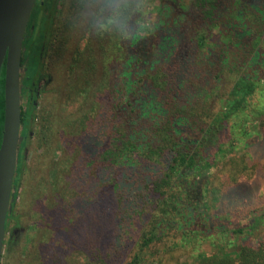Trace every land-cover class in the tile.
I'll return each mask as SVG.
<instances>
[{"label":"trees","instance_id":"obj_1","mask_svg":"<svg viewBox=\"0 0 264 264\" xmlns=\"http://www.w3.org/2000/svg\"><path fill=\"white\" fill-rule=\"evenodd\" d=\"M62 2L25 42L0 264H264V0Z\"/></svg>","mask_w":264,"mask_h":264},{"label":"water","instance_id":"obj_2","mask_svg":"<svg viewBox=\"0 0 264 264\" xmlns=\"http://www.w3.org/2000/svg\"><path fill=\"white\" fill-rule=\"evenodd\" d=\"M35 2L0 0V76L4 67V111L0 142V262L21 140L22 47Z\"/></svg>","mask_w":264,"mask_h":264},{"label":"rangeland","instance_id":"obj_3","mask_svg":"<svg viewBox=\"0 0 264 264\" xmlns=\"http://www.w3.org/2000/svg\"><path fill=\"white\" fill-rule=\"evenodd\" d=\"M62 1L63 2L58 5V10L62 13L60 16L66 14V13L68 14L67 9L69 8L71 0H62ZM40 2H43V4H44L43 0H38L37 7H38V4H40ZM117 4L118 3H114L112 6H110V8L108 10L105 11V13H107L108 15L111 14V12L115 9V6ZM95 5H97V4H94L93 6H95ZM40 13H38V15L35 12H33L31 14V17H30V20L28 23L29 25L27 26L26 29H40L42 26L44 27L43 13L42 12H40ZM152 17H153V15H152ZM46 29H47V27H46ZM23 51H24V49H23ZM46 82L47 81H45V84H46ZM73 110H74V108H73ZM69 111H71V110L67 108L66 113H68ZM36 145L37 144L34 142L32 145V148L30 150H27L26 164L28 166H33V167H37V169H40V168H42L43 165H39V167L35 166V165L40 164V162L45 161V159L47 160V158H46L47 155H44V153L41 150H36ZM41 153H43V154H41ZM220 165L221 164H219L217 169L211 170L212 176L217 172V170H219ZM43 167H45V166H43ZM251 181H253V180H251ZM22 185L25 186L24 189H27L28 191H23L22 186L18 190L19 194L16 198V205H17L18 212H20L22 215V218H20L21 222H19V226L15 230V232H13V236L11 238L12 239V244H11L12 247L11 248H12V250H14V249L16 250V256H18V257H20L19 254L21 251L22 244L25 245V243H28L26 241L25 233L27 232V230H26V222L24 219L26 216L29 215V213H27L28 211L29 212H30V210L35 211V209L38 207V204H36V202L38 203L37 200L41 198L40 194H42L41 191H34L33 190V188L36 186V181H35V178H32L30 176V174L27 177V179L24 180ZM256 185H257V182L254 183L252 185V187L254 188ZM30 189H32V191H30ZM4 249L5 248L3 246L2 253L4 252ZM21 256L24 257V254H22ZM28 260H30V259L28 258ZM1 262H2V260H1ZM180 262H181L180 264H185V263L188 264L189 263L186 256H182V258L180 259Z\"/></svg>","mask_w":264,"mask_h":264},{"label":"flooded vegetation","instance_id":"obj_4","mask_svg":"<svg viewBox=\"0 0 264 264\" xmlns=\"http://www.w3.org/2000/svg\"><path fill=\"white\" fill-rule=\"evenodd\" d=\"M44 1V0H43ZM37 2H38V0H36V2H35V5H34V7H33V9H32V12H31V14L34 12V10L36 9V4H37ZM54 2V1H53ZM52 2V3H53ZM44 4H43V2H40V4H39V6H43ZM51 7H52V4H51V6H50V10H51ZM57 9H58V7H57ZM41 11H43V10H41ZM30 17H31V15H30ZM30 20V19H29ZM29 23V22H28ZM29 25V24H28ZM27 25V26H28ZM32 31H34V29H26V31H25V35H24V40H23V47H22V51H23V49H24V51L22 52V56H23V54L26 52V47H25V42H26V40L28 39V37H29V33H32ZM94 43V42H93ZM25 47V48H24ZM23 71H24V67H23V65H22V67H21V73H20V77L22 76V74H23ZM21 80H22V78H21ZM21 85H22V82H21ZM22 87H23V85H22ZM22 89V88H21Z\"/></svg>","mask_w":264,"mask_h":264}]
</instances>
